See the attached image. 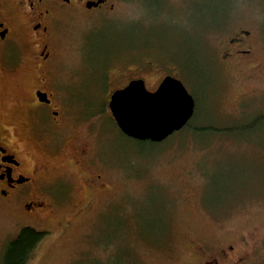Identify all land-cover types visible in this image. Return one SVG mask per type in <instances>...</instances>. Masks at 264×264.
I'll use <instances>...</instances> for the list:
<instances>
[{
    "label": "rangeland",
    "instance_id": "374dc122",
    "mask_svg": "<svg viewBox=\"0 0 264 264\" xmlns=\"http://www.w3.org/2000/svg\"><path fill=\"white\" fill-rule=\"evenodd\" d=\"M109 4L58 16L50 74L65 101L83 103L76 130L114 168L122 201L86 204L80 169L68 156L50 157L53 174L63 176L53 193L62 198L67 187L77 195L70 203L52 198L42 223L26 219L20 206L0 204V264L24 227L46 233L27 264H196L197 248L218 243H246L264 264V0ZM239 28L249 31L257 66L218 71V47ZM142 48L164 63L174 52L182 60L194 51L197 70L181 77L195 102L193 132L140 143L114 124L110 90L126 85L125 69ZM37 73L18 71L7 87L10 105L26 97Z\"/></svg>",
    "mask_w": 264,
    "mask_h": 264
},
{
    "label": "flooded vegetation",
    "instance_id": "af4514ba",
    "mask_svg": "<svg viewBox=\"0 0 264 264\" xmlns=\"http://www.w3.org/2000/svg\"><path fill=\"white\" fill-rule=\"evenodd\" d=\"M112 7L108 0H0V204L20 206L26 219L42 223L52 198L70 203L71 197L77 195L67 187H61L62 198L53 193V185L63 177L53 174L56 164L49 158L54 155L68 156L72 166L80 169L82 187L89 196L86 204L98 200L105 206H114L122 201L114 186V168L95 156L93 148L81 140V131L76 130L80 122L78 109L83 103L65 101L53 86L50 74L57 51L53 31L58 16ZM149 49L142 48L147 51L141 58L128 63L126 85L140 79L146 90L154 92L165 78L171 77L185 86L181 77L190 78L197 70L192 49L189 57L182 60L174 52L166 63ZM252 49L249 31L239 28L218 47V71L240 74L245 68L256 67L249 59ZM131 51L138 52L134 48ZM23 69L38 71L37 81L24 93L25 98L10 105L7 87ZM150 73L155 74L151 82L147 79ZM126 85L113 88L110 95ZM244 246L245 249H236L235 243H218L199 247L196 264H258L261 254L247 249L246 243Z\"/></svg>",
    "mask_w": 264,
    "mask_h": 264
},
{
    "label": "water",
    "instance_id": "95a60500",
    "mask_svg": "<svg viewBox=\"0 0 264 264\" xmlns=\"http://www.w3.org/2000/svg\"><path fill=\"white\" fill-rule=\"evenodd\" d=\"M195 102L180 80L165 78L154 92L142 80H133L114 91L108 109L126 137L160 142L183 128L194 113Z\"/></svg>",
    "mask_w": 264,
    "mask_h": 264
},
{
    "label": "trees",
    "instance_id": "16d2710c",
    "mask_svg": "<svg viewBox=\"0 0 264 264\" xmlns=\"http://www.w3.org/2000/svg\"><path fill=\"white\" fill-rule=\"evenodd\" d=\"M191 129L194 131L196 128L191 127L190 120L177 133L182 135L185 131L193 132ZM139 142L142 143L143 141ZM45 235V231H38L31 227L22 228L17 236L6 245L1 264H27L34 249Z\"/></svg>",
    "mask_w": 264,
    "mask_h": 264
}]
</instances>
